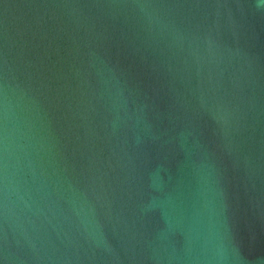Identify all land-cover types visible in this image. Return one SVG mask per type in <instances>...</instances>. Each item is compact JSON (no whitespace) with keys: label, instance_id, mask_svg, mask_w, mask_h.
<instances>
[{"label":"water","instance_id":"water-1","mask_svg":"<svg viewBox=\"0 0 264 264\" xmlns=\"http://www.w3.org/2000/svg\"><path fill=\"white\" fill-rule=\"evenodd\" d=\"M0 264H264V0H0Z\"/></svg>","mask_w":264,"mask_h":264}]
</instances>
